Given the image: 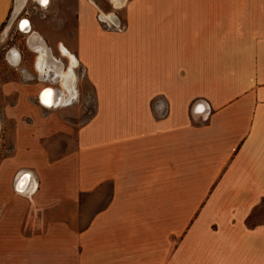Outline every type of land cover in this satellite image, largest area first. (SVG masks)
<instances>
[{
  "label": "crops",
  "instance_id": "0c3cea01",
  "mask_svg": "<svg viewBox=\"0 0 264 264\" xmlns=\"http://www.w3.org/2000/svg\"><path fill=\"white\" fill-rule=\"evenodd\" d=\"M11 6L0 0V29ZM99 12L77 2L59 57L25 30L38 81L50 79L44 47L49 74L75 63L74 95L42 105L58 82L37 94L43 115L23 97L6 113L15 154L0 163V264H264V0H129L116 23ZM19 61L12 48L6 62ZM78 68L94 113L51 158L47 139L71 140L73 120L51 111L76 98ZM106 184L107 205L83 223L79 200Z\"/></svg>",
  "mask_w": 264,
  "mask_h": 264
},
{
  "label": "rangeland",
  "instance_id": "374dc122",
  "mask_svg": "<svg viewBox=\"0 0 264 264\" xmlns=\"http://www.w3.org/2000/svg\"><path fill=\"white\" fill-rule=\"evenodd\" d=\"M80 0H50V8L40 10L33 0H25L24 10L16 14L17 4L20 0H12L10 13L0 29V163L4 160L13 158L14 152V129L15 122L6 117V113L11 111L19 97L25 98V111L43 115L38 100V92L45 86H55L59 77L48 71L50 78L47 81H38L37 74L34 70L35 54L32 53L26 45V31H21L19 25L23 21L31 24L32 31L30 36L39 32L45 39L48 47L54 56L59 57V46L70 45V40L74 37L75 32V6ZM129 0H126L122 8H115L110 0H92L97 9L105 14H115L118 21L124 17V8ZM91 2V1H90ZM91 2V3H92ZM100 13V12H99ZM10 22V23H9ZM11 26V27H10ZM102 27V25H100ZM121 28H123L121 26ZM6 30L8 33H6ZM2 40V41H1ZM15 48L20 56L17 67L8 65L6 54ZM66 48V47H65ZM67 49V48H66ZM46 52L47 49L39 50ZM63 63L66 65L64 59ZM38 63V60H37ZM61 69V68H60ZM77 95L76 98L65 108L51 111V113L65 112V118L73 120V133L71 140L65 136H59L57 139H47L45 144L49 150L53 151L51 158H57L62 152L74 148V130L77 126L85 123L94 113L93 95L91 90L84 83L81 69L75 71ZM85 89L80 88V83ZM61 95V92H58ZM110 197V187L105 185L101 194L93 196H84L79 200L80 209L84 213L82 222L102 206H106Z\"/></svg>",
  "mask_w": 264,
  "mask_h": 264
},
{
  "label": "bare ground",
  "instance_id": "6f19581e",
  "mask_svg": "<svg viewBox=\"0 0 264 264\" xmlns=\"http://www.w3.org/2000/svg\"><path fill=\"white\" fill-rule=\"evenodd\" d=\"M37 2L36 5L37 7L42 10L47 8V5H49V3H47V5H44L42 3V0H35ZM92 2V0H90ZM111 3L115 6V8H122L126 2V0H110ZM21 3L17 4V9H16V14L21 13L24 8H25V0H20ZM39 2L42 3L43 5L39 6ZM93 3V2H92ZM21 11V12H20ZM99 19L102 23H111V22H117V17L115 14H105L104 12L100 11L99 13ZM26 21V20H25ZM23 21V22H25ZM23 22L21 23V25L19 26V28L21 29V31H25L28 29L30 25V23L27 21V27L23 26ZM112 23V24H113ZM11 27V26H10ZM9 31V30H8ZM8 31L6 30V33H8ZM32 36L37 37L38 35L33 34ZM48 51V50H47ZM41 52L40 56L38 58V69L40 71V74L42 76V74H46L47 72V67L49 68L48 71L51 72L52 68L49 66V64L51 63V61L53 60L51 58V56L48 54V52ZM63 54L65 56H68L69 58H71L70 55L67 54V52L65 50H62ZM50 56V57H49ZM72 59V58H71ZM12 62H14L13 60H11ZM75 63H71L70 67L66 70L64 69H58V71L54 72L55 76L59 77V85H60V92L61 95H58L57 91H55V89L53 87L47 88L45 89L42 94L40 92V102L42 103V105H44L45 107H57L59 105L65 104L67 103L70 98L73 97V90H74V81L75 78L73 77V67H74ZM46 69V70H45ZM55 71V70H53ZM27 180L30 181V177L28 174H21L18 177V183L16 186V191L18 193H23L26 189L27 186Z\"/></svg>",
  "mask_w": 264,
  "mask_h": 264
},
{
  "label": "built area",
  "instance_id": "2783aa9c",
  "mask_svg": "<svg viewBox=\"0 0 264 264\" xmlns=\"http://www.w3.org/2000/svg\"><path fill=\"white\" fill-rule=\"evenodd\" d=\"M97 20H98V17H97ZM99 22V21H98ZM100 23V22H99ZM101 25H102V27L104 28V29H111V28H117V29H120V26L119 27H116V26H109V25H107V24H102V23H100ZM15 191H16V188H15Z\"/></svg>",
  "mask_w": 264,
  "mask_h": 264
},
{
  "label": "snow or ice",
  "instance_id": "6c2138e0",
  "mask_svg": "<svg viewBox=\"0 0 264 264\" xmlns=\"http://www.w3.org/2000/svg\"><path fill=\"white\" fill-rule=\"evenodd\" d=\"M42 3H43L44 5H47L48 0H42ZM23 26H24V27H27V21L23 22Z\"/></svg>",
  "mask_w": 264,
  "mask_h": 264
},
{
  "label": "flooded vegetation",
  "instance_id": "af4514ba",
  "mask_svg": "<svg viewBox=\"0 0 264 264\" xmlns=\"http://www.w3.org/2000/svg\"><path fill=\"white\" fill-rule=\"evenodd\" d=\"M33 1H34V2H37V1H35V0H33ZM48 3H50V0H48ZM41 5H43V4L39 2V6H41ZM48 8H49V5H47L46 10H47ZM20 25H21V24H20ZM20 25H19V26H20Z\"/></svg>",
  "mask_w": 264,
  "mask_h": 264
},
{
  "label": "trees",
  "instance_id": "16d2710c",
  "mask_svg": "<svg viewBox=\"0 0 264 264\" xmlns=\"http://www.w3.org/2000/svg\"><path fill=\"white\" fill-rule=\"evenodd\" d=\"M109 201V200H108ZM107 205V204H106Z\"/></svg>",
  "mask_w": 264,
  "mask_h": 264
}]
</instances>
